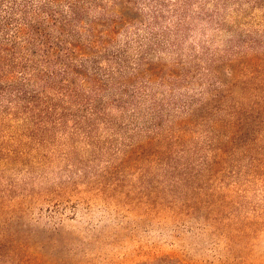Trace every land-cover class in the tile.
I'll return each instance as SVG.
<instances>
[{"label":"rangeland","instance_id":"374dc122","mask_svg":"<svg viewBox=\"0 0 264 264\" xmlns=\"http://www.w3.org/2000/svg\"><path fill=\"white\" fill-rule=\"evenodd\" d=\"M245 10L123 76L110 124L0 122V264H264V5Z\"/></svg>","mask_w":264,"mask_h":264},{"label":"trees","instance_id":"16d2710c","mask_svg":"<svg viewBox=\"0 0 264 264\" xmlns=\"http://www.w3.org/2000/svg\"><path fill=\"white\" fill-rule=\"evenodd\" d=\"M140 1L147 2V13ZM261 4L264 0H0V122L29 120L40 130L63 120L77 130L99 119L110 124L107 106H123L128 83L121 79L128 72H148L145 60L163 46L182 57L193 23L225 29L229 13L245 16L246 6ZM108 91L110 98L102 97ZM241 121L245 118L232 124Z\"/></svg>","mask_w":264,"mask_h":264}]
</instances>
